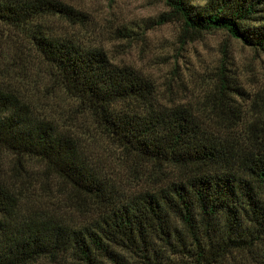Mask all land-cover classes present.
Segmentation results:
<instances>
[{
  "label": "trees",
  "instance_id": "1",
  "mask_svg": "<svg viewBox=\"0 0 264 264\" xmlns=\"http://www.w3.org/2000/svg\"><path fill=\"white\" fill-rule=\"evenodd\" d=\"M161 1L169 13L155 25L223 31L264 53V0ZM52 19L87 22L57 0H0V26L25 41L49 89L27 94L11 75L0 78V159L11 165L0 169V264H264V152L228 145L185 110L158 104L152 83L135 70L50 35ZM19 44L0 35V53ZM56 93L68 102L59 121L40 113ZM96 138L133 164L153 166L152 179L161 168L181 173L123 191L87 154ZM32 161L46 178L40 189L48 179L63 188L87 222L70 226L46 210L27 212L24 167Z\"/></svg>",
  "mask_w": 264,
  "mask_h": 264
},
{
  "label": "rangeland",
  "instance_id": "2",
  "mask_svg": "<svg viewBox=\"0 0 264 264\" xmlns=\"http://www.w3.org/2000/svg\"><path fill=\"white\" fill-rule=\"evenodd\" d=\"M57 1L85 14L87 22L71 25L52 19L46 25L50 35L71 40L84 49H100L110 64L135 70L152 83L158 104L190 113L214 138L239 149L264 152V53L245 47L223 31L185 33L179 21L155 25L160 15L169 13L161 0ZM202 4L203 0L194 2L197 7ZM6 33L21 45L1 51L0 78L7 73L10 79L25 85L27 94L45 95L49 89L45 92L43 88L44 66L29 57L20 36L0 26V35ZM224 86L227 89L221 95ZM55 96L53 102L42 105L40 113L59 121L68 102L60 93ZM91 147L87 154L92 162L126 192L156 186L164 177L181 173V169L161 168L163 175L156 172L157 177L152 179L148 172L155 170L153 166L144 169L139 163H131L104 139L96 138ZM7 160L0 159L2 172H8L11 166ZM26 164L29 184L24 193L31 197L27 212L39 215L46 210L70 226L87 222L74 210L79 200L68 201L63 188L47 178L48 187L40 189L46 179L40 171L41 163Z\"/></svg>",
  "mask_w": 264,
  "mask_h": 264
}]
</instances>
